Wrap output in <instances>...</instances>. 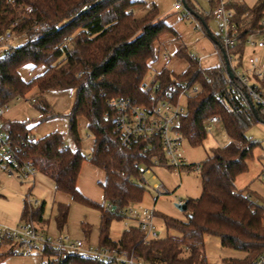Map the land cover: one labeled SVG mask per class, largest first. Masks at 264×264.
Segmentation results:
<instances>
[{
  "label": "trees",
  "instance_id": "1",
  "mask_svg": "<svg viewBox=\"0 0 264 264\" xmlns=\"http://www.w3.org/2000/svg\"><path fill=\"white\" fill-rule=\"evenodd\" d=\"M181 1L189 13L206 22L208 17L202 16L192 0ZM137 3L136 0H0V33L10 28L19 40L18 45L8 49L0 47V104L11 102L37 86L40 94L33 104L40 121H44L55 115L44 92L72 89L74 102L67 115L68 134L78 144L77 119L82 116L93 145L85 156L78 147L71 149L59 131L29 145L31 127L27 121L9 122L1 118L0 127L19 147L21 155L53 181L56 190L100 209L99 245H117L149 264H210L203 248L204 236L212 234L219 237L221 246L244 253L241 258L223 259L221 264H252L258 257H264V204L245 190L237 189L235 179L246 171L247 160L257 145L246 137V131L255 123L264 122V116L255 106H243L228 87L224 51L216 35L213 40L221 58L219 65L202 68L197 56L179 46L177 53L188 62L186 70L178 77L162 70L146 86L144 76L155 58L154 43L161 34L173 29L166 17H158L155 6L143 16L135 17L132 8ZM228 6L234 11L239 39L229 52L241 55L246 35L259 28L264 19V0L252 7L235 1ZM27 62L34 67L44 66V70L24 81L18 68ZM180 80L201 87L188 97L186 113L179 119L177 129L182 138L191 145L201 144L207 133L205 120L217 115L230 141L201 162V194L186 200L187 219L162 217L166 230L175 233L167 231L165 236L144 241L139 230L125 228L120 238L113 240L109 236L111 220L121 218L119 210L142 198L144 188L137 182L138 165L149 163V156L141 153L139 145H120L112 120L104 117L108 101L125 96L149 104L155 83L160 96L171 83ZM84 160L105 172L99 185L104 202L113 206L111 210L104 211L103 205L91 202L77 190L76 180ZM43 214L44 203L31 206L24 202L20 221L42 224ZM66 216L67 208L59 206L55 217L58 228L63 227ZM43 252L48 257L46 264H108L77 252L59 254L49 245ZM10 255H18L16 245L10 237L1 236L0 264Z\"/></svg>",
  "mask_w": 264,
  "mask_h": 264
},
{
  "label": "rangeland",
  "instance_id": "2",
  "mask_svg": "<svg viewBox=\"0 0 264 264\" xmlns=\"http://www.w3.org/2000/svg\"><path fill=\"white\" fill-rule=\"evenodd\" d=\"M171 6L169 7V4ZM179 3L180 9H174V4ZM197 9L203 17H208L205 25L214 33L218 34L217 21L211 16L210 0H194ZM167 9L161 16L167 17L168 21L173 24L175 32L180 33L185 41H190L191 47L198 54L212 53L215 49L214 42L205 32L202 21L194 14L189 13L186 5L181 0H159L157 1V9ZM170 9V10H169ZM187 13V15H183ZM198 25V26H196ZM197 28V29H196ZM204 33V34H203ZM175 38L174 31L164 32L163 36ZM201 35H204V40H200ZM13 46L19 44V40L11 41ZM173 52V53H172ZM171 56L176 60V67H182L181 70H174L163 59L155 56L154 63L151 64V69H148L144 76V84L150 86L155 76L154 64L161 60V70L166 69L174 76H180L187 67H185V59L175 54L174 48ZM260 53L251 48H246L243 56V63H247V58L250 54ZM210 60L214 63L219 62L217 57H212ZM33 64L30 62L24 63L19 68V74L25 80L31 78L35 73L32 70ZM41 70V66H37V71ZM37 86H32L20 100H12L8 111L3 115L4 121L13 122L16 120H25L33 126L31 134L37 139L54 131L63 133L65 143L72 149L77 147L83 155L87 156L91 152L93 137L87 130L86 120L82 116L79 117V142L78 144L69 136L67 128V115L71 110L74 102V91L72 89L49 90L45 93V98L48 100L55 113L54 117L40 121V114L35 108L33 102L28 101L32 97L39 95ZM27 100V101H26ZM185 103V102H183ZM246 137L257 142L253 148L252 157L247 160V169L239 174L235 179L237 189H243L248 192L254 200L260 204H264V122H257L246 131ZM230 139L222 124L219 127H214L206 136L201 144L191 145L185 138H181L180 150L185 162L188 164L186 169L181 172H171L164 166L153 168V173L157 178L152 179L150 174H145L146 183H142L139 179L137 182L144 188V193L140 201L130 204L139 210H150L153 212V222L156 225L160 236H165L167 231L170 234L175 233L173 230H166L163 216H169L185 221L187 215L184 211L176 207L179 199L185 201L194 199L201 194V179L200 171L194 170V164H201L208 156H211L217 149L224 148ZM84 164L79 172L78 180L82 189L89 195V200L93 203L103 205L104 198L100 194V185L97 184V179L102 177L101 170L94 166L89 160H84ZM95 171H93V169ZM154 183L163 184L169 193H161L157 195L152 190ZM27 194L32 199H38L40 202L45 201L44 216L48 222L50 231L56 234L48 233L55 238L59 235L62 229L57 227L55 217L58 213L59 206L67 208L66 221L64 223V235H68L73 240L89 241L85 227L92 228V233L95 231V226L99 221L100 209L97 206L89 205L84 201L73 198L71 194L63 191H56L53 181L46 175L37 172L33 183L20 181L15 177L8 176L0 171V227L15 228L21 222V211L24 202H27ZM92 197H91V196ZM258 195L259 198L255 197ZM156 197V199H154ZM63 228V227H62ZM125 229L122 218H113L109 225V235L112 239L118 240L122 231ZM47 230V229H46ZM91 233V234H92ZM90 234V235H91ZM91 246H98L99 243L93 236ZM205 257L210 264H221L223 259L241 258L244 253L230 248L223 247L220 244L219 237L212 234L204 236ZM12 264H20L25 261V264H39V257H32L26 261L25 256L13 255Z\"/></svg>",
  "mask_w": 264,
  "mask_h": 264
},
{
  "label": "built area",
  "instance_id": "3",
  "mask_svg": "<svg viewBox=\"0 0 264 264\" xmlns=\"http://www.w3.org/2000/svg\"><path fill=\"white\" fill-rule=\"evenodd\" d=\"M233 1L235 0H218L217 5L211 10V16L218 23L216 36L222 45L232 72V77L228 76V87L232 89L235 97L243 106L247 107L252 104L264 116V19L259 28L248 33L244 40L245 49L251 48L253 52L257 50L260 53L250 54L247 63L244 64L245 49L241 55L229 52L239 42L238 30L233 22L234 11L228 6ZM174 9H180L179 3L174 4ZM27 10L31 11V8L27 7ZM183 15L185 16L187 13H183ZM15 38L16 35L10 28L5 29L0 33V47L8 49L12 45L11 41ZM200 89L198 83L180 80L171 83L163 94L157 96L159 86L155 83L152 86L151 103L149 104H142L125 96H117L108 101V109L104 117L112 120L120 145L123 147L139 145L141 153L149 156V163L140 162L138 165V179L142 183H146L145 174H150L152 179L157 178L152 171L157 166H164L171 172L177 173L188 167L180 150L179 141L182 136L177 126L179 119L186 113L188 97L196 94ZM23 97L24 95L18 96L14 100H20ZM35 99L36 97H32L28 101L34 102ZM9 105L10 102L0 104V119L8 111ZM219 124L221 121L217 115L208 117L205 120L206 132H210ZM36 142L37 138L29 134V145ZM192 168L199 171L200 164H194ZM0 171L20 181L31 183L34 182L38 172L31 161L21 155L19 147L13 143L8 133L1 127ZM152 190L157 195L169 193L163 184L158 183L152 185ZM26 197L31 206L41 204L38 199H32L29 194ZM182 202L183 200L179 199L178 203ZM112 208L113 206L109 202L103 203L104 211H109ZM118 214L122 218L125 228L139 230L143 234L144 241L161 237L153 222L152 211L127 206L119 210ZM1 236H8L12 239L18 255L38 256L39 264L48 262V257L46 258L43 252L48 245L59 254L77 252L108 264H149L138 256L130 255L127 250L117 245L95 247L88 245L84 247L81 240H73L68 235L53 238L45 231L25 221H21L15 228L0 227ZM252 264H264V257H258Z\"/></svg>",
  "mask_w": 264,
  "mask_h": 264
},
{
  "label": "crops",
  "instance_id": "4",
  "mask_svg": "<svg viewBox=\"0 0 264 264\" xmlns=\"http://www.w3.org/2000/svg\"><path fill=\"white\" fill-rule=\"evenodd\" d=\"M138 3L137 4H135L134 6H133V8H132V12H133V14H134V16L135 17H141V16H143L148 10H150V8L152 7V6H155L156 7V10H157V13H158V17H163V16H161L163 13H165L166 12V10L167 9H163V8H160V9H157V1L159 2V0H136ZM259 0H235V2H237V3H239V4H244V5H246V6H248V7H252V6H254L257 2H258ZM142 2V3H141ZM192 2H193V4H194V6L197 8V6L195 5V3H194V0H192ZM210 2H211V10L214 8V6H216L217 5V3H218V0H210ZM171 3L172 2H170V4H169V7L171 6ZM174 8V7H173ZM170 10V9H169ZM198 10V9H197ZM199 11V10H198ZM207 19L208 18H206V21H207ZM166 22L172 27V29H173V31H174V33L176 34V36H175V38H172V37H169V36H163V34H161L160 36H159V38L155 41V43H154V56H157V58H160L161 57V59H163V61H165L166 63H168V65L171 67V68H173L174 70H181V68L182 67H176L175 66V64H176V60H174L173 58H172V56H171V52L173 51V49L175 48L176 49V52H175V54H177V55H179L178 53H177V50H178V47L179 46H181V47H183V48H185V50L187 51V52H190V53H192V54H194L195 56H197L198 58H199V63H200V66L202 67V68H208V67H213V66H217V65H219L220 63H221V58H220V56L217 54V52H216V47H215V49H214V51L212 52V53H208V54H202V55H200V54H198L197 53V51L195 52L194 50H193V48L191 47V42L190 41H185V39H183L182 37H181V34L180 33H178V35H177V33L175 32V29H174V26H173V24L172 23H170L169 21H168V19H167V17H166ZM202 24H203V26H204V28H205V32L207 33V35L212 39V37L210 36V35H212L213 37H214V33L208 28V26H206L205 25V22L203 21L202 22ZM196 26H198V25H196ZM217 27H218V23H217ZM197 29V28H196ZM210 32V33H209ZM204 34V33H203ZM204 35H201V38H200V40H204ZM15 40H17L16 38H15ZM212 41L214 42V40L212 39ZM214 46H215V43H214ZM173 53V52H172ZM217 57L218 59H219V62H216V63H214V62H212L211 60H210V58H212V57ZM179 57H181V58H183V59H185L184 57H182L181 55H179ZM154 60H155V58H154ZM154 60H152L150 63H149V69H151L152 67H151V64L152 63H154ZM161 60H159L158 62H156V64H154V71H155V76L159 73V72H161L162 70H161ZM185 67H187V65H188V62H187V60L185 59ZM20 68V67H19ZM19 68H18V72H19ZM32 70H33V72H35L32 76H31V78L30 79H28V80H25L23 77H21L24 81H29V80H31L34 76H36V75H39L40 73H42V71L44 70V66H41V70H39V71H37V67H32ZM163 70H166V69H163ZM166 71H168V70H166ZM168 73L169 74H171L172 76H174L172 73H170L169 71H168ZM21 76V75H20ZM155 76H154V78H155ZM153 78V79H154ZM49 90H52V89H49ZM49 90H46L45 92H44V97H45V93L47 92V91H49ZM55 90V89H54ZM63 91H65V90H63ZM46 99V98H45ZM46 101L48 102V100L46 99ZM48 104L50 105V103L48 102ZM50 107H51V109H52V106L50 105ZM53 110V109H52ZM54 112V111H53ZM84 118V117H83ZM3 119V118H2ZM86 120V119H85ZM16 121H19V120H16ZM21 121H23V120H20L19 122H21ZM25 121V120H24ZM28 122V121H27ZM28 124H29V122H28ZM78 125H79V117H78V119H77V129H78ZM220 125V124H219ZM219 125L218 126H216V127H219ZM29 126L31 127V130H32V128H33V126L31 125V124H29ZM86 126H87V121H86ZM78 135H79V131H78ZM92 145H93V141H92ZM69 146V145H68ZM70 147V146H69ZM71 148V147H70ZM72 149V148H71ZM92 149V148H91ZM84 162L85 161H83L82 162V164H81V166H80V170H81V168H82V166H83V164H84ZM98 168V167H97ZM93 169V168H92ZM98 169H100V168H98ZM80 170H79V172H80ZM101 170V176L102 177H99V179H97V184L99 185V183L100 182H103V180H104V178H105V172L102 170V169H100ZM93 171H95L94 169H93ZM264 175V174H263ZM78 176H79V173H78ZM76 188H77V190L80 192V194L81 195H83L85 198H87V199H89L90 197H89V195L82 189V186L80 185V183H79V180H78V177H77V180H76ZM56 190V189H55ZM100 194H101V196H103V191H102V189L100 188ZM56 191H59V190H56ZM91 196V195H90ZM256 196H258V195H256ZM92 197V196H91ZM104 198V197H103ZM256 199H258L259 198V196L258 197H255ZM41 203H44L45 204V201H42ZM43 216H44V214H43ZM100 216H101V211H100V214H99V221H98V223H97V227L95 226V231L92 233V228H86L85 227V232H87V237L89 238V241H82V243H83V245H84V247H87L88 245H90L91 243H89V242H91V241H93V240H91V239H93V236H95V239L96 240H94V241H97V243H99V224H100ZM44 219H45V223H42V224H35V226L36 227H38L39 229H41V230H43V231H45L46 233L48 232V233H52V234H56V232H52V231H50V229H49V227H48V222H47V220H46V218H45V216H44ZM47 229V230H46ZM62 230H61V232L59 233V235L58 236H62V235H64V233L62 232V231H64V226H63V228H61ZM47 233V234H48ZM92 233V234H91ZM91 234V235H90ZM58 236H56V237H58ZM110 236V235H109ZM53 237V236H52ZM55 237V238H56ZM111 238V237H110ZM112 239V238H111ZM114 240V239H113ZM12 256L13 255H10V256H6L4 259H3V261H2V263L1 264H12V261H11V259H13L12 258ZM22 256H25L26 258H23V259H26V261L27 260H29V259H32V257H36V258H38V256H35V255H22ZM20 264H25V261L24 262H22V263H20Z\"/></svg>",
  "mask_w": 264,
  "mask_h": 264
},
{
  "label": "water",
  "instance_id": "5",
  "mask_svg": "<svg viewBox=\"0 0 264 264\" xmlns=\"http://www.w3.org/2000/svg\"><path fill=\"white\" fill-rule=\"evenodd\" d=\"M210 33V32H209ZM212 37V39H214V37L212 35H210ZM224 56V61H225V67H226V71L228 73V76L229 77H232V72L230 70V66H229V62H228V59L226 58V55L223 54ZM251 108H254V106L252 104H250ZM176 207L181 210V211H185L186 208H187V201H183L182 203H177L176 204Z\"/></svg>",
  "mask_w": 264,
  "mask_h": 264
}]
</instances>
